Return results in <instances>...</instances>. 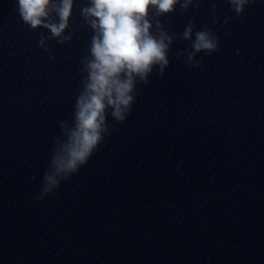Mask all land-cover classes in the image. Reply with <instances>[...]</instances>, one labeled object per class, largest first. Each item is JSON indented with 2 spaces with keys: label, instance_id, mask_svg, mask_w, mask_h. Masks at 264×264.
Returning a JSON list of instances; mask_svg holds the SVG:
<instances>
[{
  "label": "clouds",
  "instance_id": "1",
  "mask_svg": "<svg viewBox=\"0 0 264 264\" xmlns=\"http://www.w3.org/2000/svg\"><path fill=\"white\" fill-rule=\"evenodd\" d=\"M17 3L22 21L32 30L47 29L61 45L72 39L65 32L74 0H17ZM228 3L240 16L254 0H228ZM177 5L186 14L190 7L199 8L200 0H88L81 7V16L93 30L88 54L81 59V90L71 123L60 121L61 135L55 138L38 200L55 194L62 182L87 166L111 135L113 125L108 122L109 116L117 123L126 121L136 100L138 84H148L149 76L157 68L160 76L165 74L176 38L162 26L159 17L174 12ZM224 23H228L227 18ZM181 38L190 43L191 49H185L184 54L192 67L202 66L196 59L199 53L211 55L219 49V37L207 26L195 30V25L189 22ZM44 43L41 36L39 45Z\"/></svg>",
  "mask_w": 264,
  "mask_h": 264
}]
</instances>
